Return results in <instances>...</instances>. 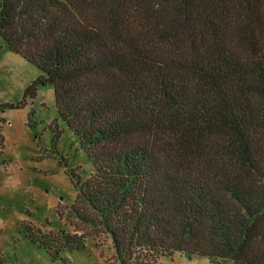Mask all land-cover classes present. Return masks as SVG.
I'll use <instances>...</instances> for the list:
<instances>
[{
    "label": "trees",
    "instance_id": "1",
    "mask_svg": "<svg viewBox=\"0 0 264 264\" xmlns=\"http://www.w3.org/2000/svg\"><path fill=\"white\" fill-rule=\"evenodd\" d=\"M3 42L93 165L68 170L82 232L25 237L54 260L104 236L109 264H264V0H0Z\"/></svg>",
    "mask_w": 264,
    "mask_h": 264
},
{
    "label": "rangeland",
    "instance_id": "2",
    "mask_svg": "<svg viewBox=\"0 0 264 264\" xmlns=\"http://www.w3.org/2000/svg\"><path fill=\"white\" fill-rule=\"evenodd\" d=\"M40 73L36 65L2 43L0 104L8 105L0 111V260L3 264H109L114 260L113 248L104 236L88 237L84 249L64 252L56 260L25 237L23 222L46 232L66 227L81 233L80 223L67 217L78 194L68 170L74 169L82 177L93 171L78 137L58 117L53 87L38 85L25 96ZM54 123L60 129L59 135L53 129ZM156 264L228 261L206 255L190 258L175 252L161 257Z\"/></svg>",
    "mask_w": 264,
    "mask_h": 264
}]
</instances>
